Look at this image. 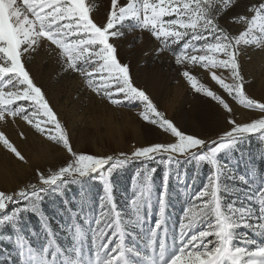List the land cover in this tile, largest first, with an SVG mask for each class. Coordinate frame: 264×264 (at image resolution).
<instances>
[{
  "label": "rangeland",
  "instance_id": "obj_1",
  "mask_svg": "<svg viewBox=\"0 0 264 264\" xmlns=\"http://www.w3.org/2000/svg\"><path fill=\"white\" fill-rule=\"evenodd\" d=\"M216 2L220 8L215 13L216 20L234 44L242 98L262 104L264 31L259 19L253 22L256 12L252 9L258 11L264 0ZM85 3L90 18L98 25H106L113 12L118 17L120 8L133 6L143 15V0H116L115 5L113 0ZM3 8L0 0V39L4 38ZM169 19L175 16L164 17L165 21ZM111 32L117 33L110 39L114 54L119 63L128 66L134 86L144 90L178 130L186 135L196 134L206 143L190 154L157 153L151 158H128L115 166L110 163L85 176L65 175L20 203H7L0 210V264H105L118 253L116 264H170L187 237L205 230L214 233L215 223L221 228L230 226L233 251L236 247L245 248L248 253L264 249V131L235 137L212 159H201L223 142L219 138L230 130L231 118L249 123L264 119V111L241 103V96L225 91L201 64H177L175 55L190 37L177 43L171 38L157 39L127 11L124 20L114 21ZM207 40L215 42L211 37ZM204 42L197 41L196 46ZM21 53L23 66L41 87L57 120L47 124L41 112L29 122L5 109L0 119V192L19 194L25 185L39 182L41 171L52 173L70 164L73 152L120 157L131 155L137 147L178 142L170 130L151 122L155 114L147 121L143 118L142 102H122L124 98L115 87L98 84L99 66L95 62L83 65L77 61L91 75L69 70L67 56L46 37H41L29 52L22 49ZM220 58L225 59L222 55ZM185 70L219 95L228 108L204 92L197 93L182 75ZM213 71L226 83L234 82L228 69ZM10 78L7 74L0 76V88L6 94L22 90V85H8ZM21 103L26 114L32 115L33 106L27 102L15 101L12 109ZM35 122L45 131H37ZM60 134L69 140L71 151L62 141L51 138ZM4 138L23 160L4 144ZM213 179L218 184L221 211L211 207L181 229V224L186 223L185 211L202 202L199 194ZM102 230L107 235L97 241ZM207 240L212 241L209 247H213L218 238L212 235ZM102 244H108L107 248ZM240 259L247 264L259 256L244 255ZM225 264L231 261L226 259Z\"/></svg>",
  "mask_w": 264,
  "mask_h": 264
},
{
  "label": "snow or ice",
  "instance_id": "obj_2",
  "mask_svg": "<svg viewBox=\"0 0 264 264\" xmlns=\"http://www.w3.org/2000/svg\"><path fill=\"white\" fill-rule=\"evenodd\" d=\"M3 2L4 38L0 39V61L3 63H0V76L10 75L11 78L7 81L8 85L14 88L21 85L23 87L22 90L11 91L7 94L0 88V119L4 117L7 108L10 115H20L29 122H33L34 116L41 112L47 124L57 120L42 93L41 87L37 86L30 78V74L21 60L22 49L23 52H29L40 41L41 37H46L48 41L62 50V54L67 56L66 63L69 70L78 71L81 75H91L86 73L84 67L78 66L77 61H82L83 65L95 62L99 66L98 75L100 79L97 81L98 84L115 87L117 93L124 98L122 102H142L145 107L142 114L143 118L147 121L151 114H155V119L151 122L153 124L158 123L165 130H170L174 134V138H178V142L153 143L147 147H137L131 155L121 154L120 157L73 152V159L70 164L60 167L58 171L52 173L41 171L37 177L39 182L30 186L25 185L19 194L12 195L7 192H0V210H4L7 203H20L25 197L35 195L38 190L43 191L46 185L55 184L65 175L85 176L110 163L115 166V164H120L128 158H151L157 153L190 154L199 150L206 143L205 139L198 138L196 134L186 135L183 131L178 130L170 120L164 118L163 113L157 110L149 95L144 90L134 86L129 77L128 66L118 62L117 56L114 54L115 47L113 43H110V39L115 37L117 33H110V30L113 28L116 19L124 20L126 11L138 18L140 26L147 29L157 39L168 41L171 38L173 43H177L184 40L185 37H190L183 44L179 53L175 55V62L183 64L187 61L201 64L211 73V79L225 91L229 94L234 92L241 96V103H247L249 107H259L264 111V103L257 104L254 100L245 101L242 98V77L238 71V64L233 52L234 44L232 37L216 20L215 13L220 11L216 0H143L142 17L140 16L141 10L129 6L127 9L120 8L118 17L113 12L106 25H98L90 18V10L85 0H22V3L18 0H3ZM115 3L116 0H113L114 5ZM252 11L256 12L253 22L259 19L261 30L264 31V4L259 5L258 11L256 8H253ZM166 16H175V19L165 21L164 17ZM237 19L243 18L237 17ZM205 33L215 42L209 43ZM201 40L205 42L197 47L196 42ZM236 43H239V39L236 40ZM221 55L225 59H221ZM216 68L228 69L234 82L226 83L223 77L218 76L213 71ZM182 75L187 78L197 93L204 92L207 97L219 101L225 109L228 108V104L219 95L204 84L199 83L196 76L191 75L188 70L183 71ZM89 83L91 84L92 81L89 80ZM2 84L3 80H0V85ZM15 101L27 102L32 105L33 114H26L27 110L23 103L12 109L11 106ZM229 123L230 130L225 131L219 138L223 142H219L208 157L201 156V159H212L216 153L228 147L235 137L264 131V119L244 123L231 118ZM34 126L39 132L45 131L39 122H35ZM56 128L60 130L59 123H56ZM51 138L62 141L63 145L71 151L69 140L64 134ZM4 140L7 143L4 141L3 143L19 159L23 160V156L9 141L5 138ZM217 193L218 184L213 179L199 194L198 199L202 202L199 205L192 204L185 211L186 223L181 224V229L190 222L199 219L211 207L215 206L221 211ZM261 196L264 197V193ZM261 203L264 204V199L261 200ZM214 228V233L205 230L187 237L178 254L171 258L170 264H225L226 259L230 260L231 264H242L240 257L244 255L259 256L258 260L249 259L247 264H264V249H256L255 252L248 253L245 248L236 247L233 251L230 246V226L221 228L220 224L215 223ZM117 231H119L118 228ZM106 235L102 230L97 236V241H100V237L105 238ZM212 235L218 240L215 246L209 247L212 241L207 240V238ZM100 246L107 248L108 244ZM119 248L120 245L117 244L116 249ZM189 248L193 250L188 251ZM201 248L206 250L200 251ZM113 253L118 252L114 250ZM119 257L120 253L113 255L105 264H116Z\"/></svg>",
  "mask_w": 264,
  "mask_h": 264
}]
</instances>
